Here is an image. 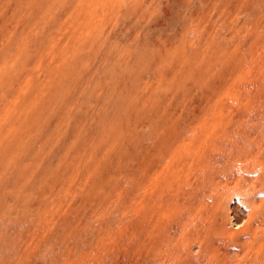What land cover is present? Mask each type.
<instances>
[{"label":"rangeland","instance_id":"rangeland-1","mask_svg":"<svg viewBox=\"0 0 264 264\" xmlns=\"http://www.w3.org/2000/svg\"><path fill=\"white\" fill-rule=\"evenodd\" d=\"M0 264H264V0H0Z\"/></svg>","mask_w":264,"mask_h":264}]
</instances>
